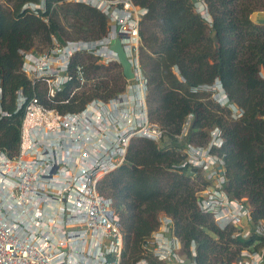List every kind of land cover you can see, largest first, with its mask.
Returning a JSON list of instances; mask_svg holds the SVG:
<instances>
[{
  "label": "trees",
  "instance_id": "obj_1",
  "mask_svg": "<svg viewBox=\"0 0 264 264\" xmlns=\"http://www.w3.org/2000/svg\"><path fill=\"white\" fill-rule=\"evenodd\" d=\"M24 2L13 0L12 8L0 5V149L10 156L18 153L21 141L19 92L33 95L20 72L21 52L49 48L51 35L96 40L108 29L106 17L84 5L58 4L47 25L23 11ZM138 2L148 9L141 28V64L148 81L149 117L166 134L159 142L134 140L127 163L101 182L102 194L113 200L123 222L124 264L141 258L142 244L159 227L160 214L173 219L174 233L189 258L195 247L197 264H235L243 248L262 239L233 238V228L220 229L200 211L197 194L207 182L199 170L183 166V151L207 145L210 131L221 129L224 143L216 151L225 161L226 191L232 198H246L253 219L264 221V24L252 20L254 13L264 12V0ZM197 2L205 4L211 22L196 12ZM83 63L106 78L90 95H82L84 101L121 91L119 65L100 68L90 57ZM216 81L230 106L243 111L240 119L200 90ZM189 114L193 119L183 136ZM150 264L164 263L150 259Z\"/></svg>",
  "mask_w": 264,
  "mask_h": 264
},
{
  "label": "built area",
  "instance_id": "obj_2",
  "mask_svg": "<svg viewBox=\"0 0 264 264\" xmlns=\"http://www.w3.org/2000/svg\"><path fill=\"white\" fill-rule=\"evenodd\" d=\"M13 0H0L12 8ZM25 0L22 10L49 25L58 4L84 5L102 13L107 34L96 40H60L51 35L42 52H21V74L33 95H18L24 110L19 151L10 156L0 149V264H124L125 230L112 199L102 194V180L127 163L134 140L161 141L166 131L152 122L147 106L148 81L141 64L142 24L148 9L138 0ZM51 4V6H49ZM198 13L207 10L196 3ZM208 21V20H207ZM119 39L132 65L133 79L124 77L117 94L83 100L105 77L88 71L83 59L107 68L120 65L111 49ZM122 69V67H121ZM240 119L243 111L230 106L218 81L201 87ZM2 89L0 87V98ZM193 114L183 125L190 128ZM224 143L221 129L210 131L205 146L184 149L183 166L204 175L198 207L233 238H261L241 250L235 264H264V221H255L246 198L226 191L225 161L217 154ZM157 228L142 244L141 258L131 264H197L181 252L173 219L159 216Z\"/></svg>",
  "mask_w": 264,
  "mask_h": 264
},
{
  "label": "water",
  "instance_id": "obj_3",
  "mask_svg": "<svg viewBox=\"0 0 264 264\" xmlns=\"http://www.w3.org/2000/svg\"><path fill=\"white\" fill-rule=\"evenodd\" d=\"M111 49L115 51L118 55L124 77L128 80L133 79L134 73L132 71V65L127 58L126 52L124 51L121 41L117 39L115 43L111 46Z\"/></svg>",
  "mask_w": 264,
  "mask_h": 264
},
{
  "label": "rangeland",
  "instance_id": "obj_4",
  "mask_svg": "<svg viewBox=\"0 0 264 264\" xmlns=\"http://www.w3.org/2000/svg\"><path fill=\"white\" fill-rule=\"evenodd\" d=\"M195 9H196V6H195ZM196 12H198L197 9H196ZM205 18H206V17H205ZM207 20H208V22H211V18H210V17H208ZM260 21H262V22H260ZM260 21H258V22H260L261 24H264V19H260ZM63 23H64V20H63ZM64 24H65V23H64ZM67 31H68L69 33H72L71 30H69V29H68ZM66 40H69V39L66 37ZM46 49H47V48H40V49H38L37 51H38V52H42V51H44V50H46ZM124 82H125V81H124V78H123L121 88H123V86H124ZM211 99H212L213 101H215V99H214L212 96H211ZM215 102H216V101H215ZM202 176H204V175L202 174ZM193 178H194V177H193ZM204 179H205V177H204ZM205 181H206V180H205ZM205 186H206V185H202V186L200 187L201 190H202ZM201 190H200V191H201ZM200 191H199V192H200ZM197 196H198V194H197ZM158 229H159V228H158ZM181 250H182L181 252H183V244H182ZM183 254H185V253L183 252Z\"/></svg>",
  "mask_w": 264,
  "mask_h": 264
},
{
  "label": "crops",
  "instance_id": "obj_5",
  "mask_svg": "<svg viewBox=\"0 0 264 264\" xmlns=\"http://www.w3.org/2000/svg\"><path fill=\"white\" fill-rule=\"evenodd\" d=\"M260 19H264V12H256L252 15V20L255 22V23H258V24H261L260 22ZM260 21V22H258Z\"/></svg>",
  "mask_w": 264,
  "mask_h": 264
}]
</instances>
